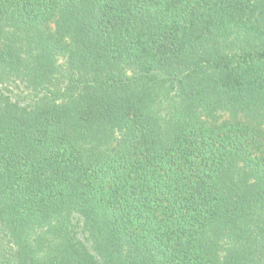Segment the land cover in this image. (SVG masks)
<instances>
[{"label":"trees","instance_id":"obj_1","mask_svg":"<svg viewBox=\"0 0 264 264\" xmlns=\"http://www.w3.org/2000/svg\"><path fill=\"white\" fill-rule=\"evenodd\" d=\"M0 264H264V0H0Z\"/></svg>","mask_w":264,"mask_h":264}]
</instances>
